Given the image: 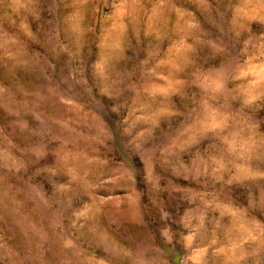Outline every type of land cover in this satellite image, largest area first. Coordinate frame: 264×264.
Wrapping results in <instances>:
<instances>
[{"label":"rangeland","instance_id":"1","mask_svg":"<svg viewBox=\"0 0 264 264\" xmlns=\"http://www.w3.org/2000/svg\"><path fill=\"white\" fill-rule=\"evenodd\" d=\"M0 264H264V0H0Z\"/></svg>","mask_w":264,"mask_h":264}]
</instances>
